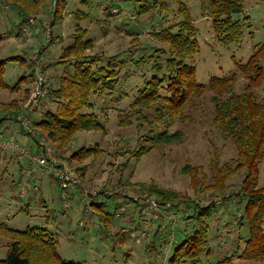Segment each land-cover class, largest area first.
Listing matches in <instances>:
<instances>
[{
  "label": "rangeland",
  "instance_id": "374dc122",
  "mask_svg": "<svg viewBox=\"0 0 264 264\" xmlns=\"http://www.w3.org/2000/svg\"><path fill=\"white\" fill-rule=\"evenodd\" d=\"M163 1L167 7L162 8L160 0L147 13H139L142 4H151L153 0H89L88 4L83 0H66L64 17L52 24L54 3L47 0L39 13L30 17L35 21L29 19V24H24L19 11L0 0V60L7 59L3 78L14 85L24 77L21 91L1 89L0 101L10 103L15 100L20 109L25 106L24 88L29 84L34 62L39 69H45L43 75L47 82L52 78L53 83V79L65 69L73 70L70 64H57L56 61L62 48L72 41L76 10L87 13L81 24L88 29V37L94 40L95 47L91 53L97 51L106 57L122 55L132 43L133 36L129 34L132 31L139 36L136 41L141 42L138 48L127 49L122 56L125 64L121 73L130 71L131 75L114 85L113 94L105 92L92 99L93 110L100 116L104 132L79 131L68 149L69 153L82 146H98L102 152L80 162L74 161L72 165L65 160V165L61 167L73 173L75 167L81 168L85 163L89 165L86 180L93 188H101L98 207L92 203L90 195L85 196L81 185L74 184L63 189L57 182L56 173L43 169L32 157L18 155L10 149L0 150V222L19 229L37 225L56 234L61 256L67 260L81 264H169L176 245L196 227V220L189 218L197 211L196 205L182 203L168 210L146 211L135 203L138 197L146 205V195L137 193L132 185L153 181L185 194L186 200L204 205L206 198L193 191L189 175L182 173L181 168L185 164L196 166L199 176L205 175V181H210L213 166L217 163L215 160L222 164L236 155L232 142L212 124L213 107L209 92L190 108L193 119L185 122L176 120L170 126V132L183 131L181 141L156 144L140 157L130 155L131 151L141 146H150L148 140H139L138 137H145L150 134L151 127H158L148 124L149 114H145L147 120L135 119L131 115V124L120 125V112L129 110L137 89L143 85L144 76L152 72V63H164V53L155 52L156 47L164 45L155 41L150 33L181 20V4L188 8L198 29L199 51L191 60L196 66V78L200 83L208 82L212 75L232 72L236 63L247 61L254 47L264 42L262 0H243L244 13L249 18L240 17L243 20V35L230 45L217 40L210 18L201 11V0ZM12 57L16 59H10ZM49 63L52 65L49 66ZM245 84L246 80L240 77L236 89L243 90ZM255 91L260 98H264V77ZM48 107L54 108L55 103L49 100L39 104L42 111ZM39 111L32 115L36 120L42 115ZM17 120L13 107L0 109L3 136L24 142ZM30 154H38L36 144L30 145ZM243 175L244 171H239L232 178L233 191L239 188ZM130 183L131 186L128 185ZM258 186H264V161L259 166ZM113 193L118 194L114 196ZM242 207L243 202L238 203L234 197L215 206L207 218L211 250L202 257L203 263L215 262L230 251L236 256L240 251L241 238L247 234L246 225H238ZM122 229L129 231L120 235ZM5 241L0 238V258L6 253ZM235 260H239L240 264H259L238 257Z\"/></svg>",
  "mask_w": 264,
  "mask_h": 264
},
{
  "label": "trees",
  "instance_id": "16d2710c",
  "mask_svg": "<svg viewBox=\"0 0 264 264\" xmlns=\"http://www.w3.org/2000/svg\"><path fill=\"white\" fill-rule=\"evenodd\" d=\"M1 1L7 6L17 9L22 17V22L29 24L30 17H35L47 0ZM83 1L86 4L89 3V0ZM158 1L160 0H153L151 4H142L139 13H147L151 6L155 8ZM161 2L163 3L162 8L167 7L163 0ZM53 3L52 24L64 17L67 5L66 0H53ZM179 9L183 12L181 20L165 27L161 26L150 33L155 41L164 45L155 48V52L164 53L166 56L164 63H152V72L149 76H144L143 85L137 89L136 96L129 105V110L120 112L122 116L119 121L120 125L131 124V115L135 116V119L147 120L145 114H149L151 118L150 121L148 120V124L158 127V129L151 127L150 134L144 135L145 137L139 135V140L145 138L151 145L141 146L131 151L130 155L140 157L156 144L181 141L183 131L170 132V126L176 120L185 122L193 119L190 108L195 106L198 100L208 92L213 107L212 124L219 133L232 142L236 149V155L222 164H219L216 159L217 163L213 166V174L209 177L210 181H205V175L199 176L196 166L185 164L181 168L182 173L189 175L193 191L206 198L204 205L198 201L186 200L185 194L160 186L153 181L149 184L136 182L132 187L137 193L145 194V198L155 199L165 210L182 203L196 205L197 211L189 216L196 220V227L192 233L176 245L173 255L169 258V264H206L203 263L202 257L208 255L211 250L208 245L209 224L207 218L213 209L215 210V206L232 197L237 198L238 203L243 202L242 213L238 220V225L245 224L247 227L246 236L241 238L243 247L236 256L229 253L215 262L207 264H239L235 261L236 257L264 264V186H258L259 166L264 161V98H260L255 91L264 77V42L254 47L247 61L236 63L232 72L212 75L208 82L200 83L196 78V66L191 60L199 51L198 29L193 24L188 8L181 4ZM201 11L210 18L215 36L221 44L230 45L241 39L243 20L240 17L249 18L244 13L243 0H201ZM86 14L82 10L74 12L76 22L72 32V41L62 48L56 61L57 64H70L73 70L65 69L55 78V84L54 82L50 83L51 78L48 85L46 79L45 92L36 98V104L32 108L33 112L26 116L27 120L32 122L35 131L30 145L43 139L44 146L36 144L38 153H43L45 149L50 148L59 159L56 165L60 167L65 165V160L72 165L74 161L80 162L92 154L98 156L102 152L98 146H82L69 153L68 149H70L75 134L79 131L101 130L104 132L100 116L93 110L92 99L105 92L113 94L114 85H118L120 80L131 75L130 71L121 73V68H124L125 64L122 56L127 53V49H136L141 43L139 40L136 41L139 36L135 31H132L129 33L133 36L132 43L122 55L106 57L105 54L104 56L103 53H97V51L91 53L95 47L94 40L88 37V29L81 24V20ZM10 59L15 60L16 58ZM6 60H0V90L21 91L23 87L21 80L24 77H21L14 85H10L3 78ZM50 65L52 63H49ZM36 70L32 69L29 84L28 86L24 85L26 87L23 98L26 102L22 109L17 107L15 100L9 101L10 103L0 101V109L13 107L14 115L19 119L17 121L26 138L31 137V134L22 124L20 117L25 115L26 109L33 104L29 106L36 74L38 72L45 74L43 68ZM240 77L246 80V84L243 90L238 91L236 84ZM49 100L55 103V107H48L44 111L40 110L39 104L47 103ZM36 111L42 114L37 120L32 116ZM140 124L138 127L142 128ZM126 162L128 163V161ZM123 164L126 165V163ZM87 166L89 165L85 163L81 168L75 167L73 170L77 179V181L75 179V185H81L83 192L88 190L89 195L95 197L101 193V188H88L82 185L87 181ZM239 171H244V175L240 179L239 188L233 191L232 178ZM58 183L62 187L59 181ZM128 185L131 186V183ZM126 192L129 193V190ZM116 194L118 193H113L114 196ZM135 201L143 210L146 209L144 203L139 200ZM93 204L97 207L100 205L98 202ZM146 211L150 210L146 209ZM125 232L121 231L119 234L122 235ZM145 236L146 233L143 237ZM0 238L6 240L3 244L6 253L4 257L0 258V264H81L79 261L63 258L59 251L57 235L37 225L19 229L0 222Z\"/></svg>",
  "mask_w": 264,
  "mask_h": 264
},
{
  "label": "built area",
  "instance_id": "2783aa9c",
  "mask_svg": "<svg viewBox=\"0 0 264 264\" xmlns=\"http://www.w3.org/2000/svg\"><path fill=\"white\" fill-rule=\"evenodd\" d=\"M30 20L31 22L35 21V19L33 18H31ZM36 75L37 76L35 77V80L32 85L33 92L31 96L32 98L31 103L29 104V106L32 103L33 104L31 105V107L26 109L25 115L20 117L22 124L27 129V131L31 134V137H28L27 140L24 142L6 139L5 137H3V130L0 127V150L5 151V150L10 149V150H13L15 153H18L21 156L32 157V159L37 161L38 164L41 165L43 169L50 171V172L53 171L54 173H56L55 175L58 177V181L61 183L62 187L66 189V188L72 187L73 183L75 184L76 178L70 170L66 168H61L60 166L56 165L59 162V159L54 153H52L50 148L45 149L43 153H38L36 155L30 154L29 146H30V143H32L33 141V135L35 134V131L33 129L31 122L27 120L26 116L29 113L33 112L32 108H34V105L36 104V98L45 92L44 88L46 85V82H45L46 79L43 73L38 72ZM36 144H38L39 146H44L45 141L42 139V140H39ZM44 167H47L48 169ZM56 168H61V170H56ZM84 193H85V196L89 195L88 190H85ZM138 199H139L138 197L135 198V200H138ZM145 199H146V205H145L146 209L150 211H155L159 208L161 209L163 208L162 206H160L159 202H157L155 199L153 198H145Z\"/></svg>",
  "mask_w": 264,
  "mask_h": 264
},
{
  "label": "crops",
  "instance_id": "0c3cea01",
  "mask_svg": "<svg viewBox=\"0 0 264 264\" xmlns=\"http://www.w3.org/2000/svg\"><path fill=\"white\" fill-rule=\"evenodd\" d=\"M23 28H24V26H23ZM23 28H22V29H23ZM73 30H74V29H73ZM72 32H73V31H72ZM35 63H36V62H35ZM33 65H34V66H33ZM35 66H36V67H35ZM34 67H35L37 70H41V69H39V68L37 67V63H36V64H34V63L32 64V68H31V70H32V69L36 70ZM37 70H36V71H37ZM53 81H54V84H55V79H53ZM51 82H52V79H51ZM20 133L22 134L21 128H20ZM22 135H23V134H22ZM23 140H24V141L27 140V138H26L24 135H23ZM16 154H17V153H16ZM57 182H58V181H57ZM83 183H84V184H82V185H85V186H88V187H93V186L90 185V183H89L88 181L83 182ZM95 188H96V187H95ZM97 188H98V187H97ZM99 192H100V191H99ZM98 197H99V194H98L97 196H95V197H92V198H93V199L91 200L92 203H96V202H98ZM125 201L127 202V201H129V200H125ZM129 202H130V201H129ZM129 202H127V203H129ZM25 210L27 211L26 207H25ZM122 231H126V232H127V231H129V229H128V230H127V229H122ZM242 247H243V243L239 245L240 250H241ZM229 253H231V251H230ZM235 261L238 262V263L240 262L239 260H235ZM239 264H240V263H239Z\"/></svg>",
  "mask_w": 264,
  "mask_h": 264
}]
</instances>
